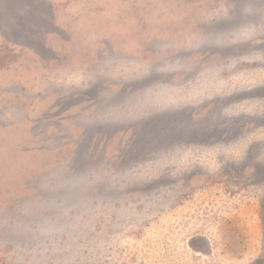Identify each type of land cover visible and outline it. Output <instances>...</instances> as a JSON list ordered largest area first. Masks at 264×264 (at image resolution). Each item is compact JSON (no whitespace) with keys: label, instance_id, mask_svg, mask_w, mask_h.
Instances as JSON below:
<instances>
[{"label":"rangeland","instance_id":"374dc122","mask_svg":"<svg viewBox=\"0 0 264 264\" xmlns=\"http://www.w3.org/2000/svg\"><path fill=\"white\" fill-rule=\"evenodd\" d=\"M0 264H264V0H0Z\"/></svg>","mask_w":264,"mask_h":264}]
</instances>
